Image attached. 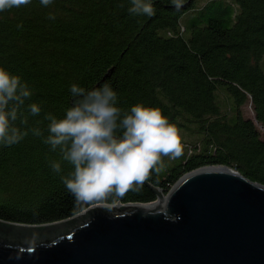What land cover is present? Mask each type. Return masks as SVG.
I'll use <instances>...</instances> for the list:
<instances>
[{
	"label": "trees",
	"instance_id": "trees-1",
	"mask_svg": "<svg viewBox=\"0 0 264 264\" xmlns=\"http://www.w3.org/2000/svg\"><path fill=\"white\" fill-rule=\"evenodd\" d=\"M151 2L152 17L131 14V0H31L0 12V66L29 85L26 105L41 106L28 126L46 137L44 115H65L73 84L91 90L107 83L118 107H159L187 139L148 182L167 193L198 169L228 166L264 184V0H213L184 26L195 0H183L180 10L172 0ZM71 171L58 149L31 132L0 145V222L35 231L15 234L0 223V236L36 242L79 223L93 206L66 189L62 177ZM156 199L143 183L115 206Z\"/></svg>",
	"mask_w": 264,
	"mask_h": 264
},
{
	"label": "water",
	"instance_id": "water-1",
	"mask_svg": "<svg viewBox=\"0 0 264 264\" xmlns=\"http://www.w3.org/2000/svg\"><path fill=\"white\" fill-rule=\"evenodd\" d=\"M144 183L154 202L93 206L36 242L0 236V264H264L263 183L228 166L198 169L167 193Z\"/></svg>",
	"mask_w": 264,
	"mask_h": 264
},
{
	"label": "clouds",
	"instance_id": "clouds-1",
	"mask_svg": "<svg viewBox=\"0 0 264 264\" xmlns=\"http://www.w3.org/2000/svg\"><path fill=\"white\" fill-rule=\"evenodd\" d=\"M30 2L0 0V12ZM40 3L49 6L53 0ZM172 5L180 10L183 0H172ZM128 11L147 17L156 13L151 0H131ZM48 18L54 20L55 16L50 13ZM70 92L74 99L64 116L44 115L49 122L45 137L41 128L28 126L29 115L41 113L39 104L26 105L33 95L29 85L0 66V145L18 144L29 132L43 137V142L53 151L58 149L61 159L72 166L62 180L77 202L114 207L128 192L138 191L153 170L160 171L163 157L182 154L180 128L161 108L137 103L124 111L107 83L91 90L73 84ZM51 167L61 172L60 162L53 161Z\"/></svg>",
	"mask_w": 264,
	"mask_h": 264
},
{
	"label": "rangeland",
	"instance_id": "rangeland-1",
	"mask_svg": "<svg viewBox=\"0 0 264 264\" xmlns=\"http://www.w3.org/2000/svg\"><path fill=\"white\" fill-rule=\"evenodd\" d=\"M210 1H213V0H195L194 6L182 16L180 20L181 24L183 26L188 25L191 19L197 15L199 10L202 9ZM222 1H230V0H222ZM261 66L264 69V57L262 59ZM248 111L252 112L251 107H248ZM181 137H182V140H187L183 138L184 137L183 135H181Z\"/></svg>",
	"mask_w": 264,
	"mask_h": 264
}]
</instances>
